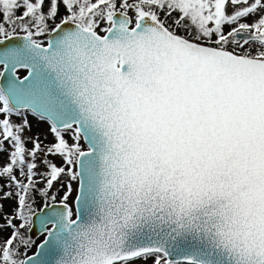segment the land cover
Returning <instances> with one entry per match:
<instances>
[{"label":"snow or ice","instance_id":"1","mask_svg":"<svg viewBox=\"0 0 264 264\" xmlns=\"http://www.w3.org/2000/svg\"><path fill=\"white\" fill-rule=\"evenodd\" d=\"M0 65V264H264V0H0Z\"/></svg>","mask_w":264,"mask_h":264},{"label":"rangeland","instance_id":"2","mask_svg":"<svg viewBox=\"0 0 264 264\" xmlns=\"http://www.w3.org/2000/svg\"><path fill=\"white\" fill-rule=\"evenodd\" d=\"M24 73H25V70L16 71V75L18 77H21L22 75H24ZM29 119H30L31 124H32V130L30 132L25 131L24 136L27 138V137H31V136H35V135L39 134L40 139L44 142V144H49L53 138H52L51 134L48 132V124L47 123L38 124L36 119L32 118L31 116L29 117ZM13 120L15 121L16 118L13 117ZM65 135H66V139H69V143H71L72 141L70 139V134L66 133ZM81 144L84 145L82 141H81ZM27 147L29 149L32 147L31 142L27 143ZM0 157H4L5 161L7 162V155L6 154L0 155ZM42 157H43V153L38 154V156H37V163L38 164H40V160ZM48 159L52 160L53 163H56L58 165L61 163V159L58 156L57 157H48ZM43 170H44V166H43V164H40V167L37 169V171L39 172V171H43ZM2 182H5V181H2ZM0 184H1V181H0ZM56 187H59V184H57ZM4 190L5 191H8V190L14 191V189H4ZM53 190H55V189H53ZM3 205H5V210H8V212L7 211L6 212L11 213L12 209L14 208V205H15V197H13L11 200L3 201ZM36 206H38V209L41 207V202L39 199H37ZM0 223H3L2 219H0ZM8 234H9V230H5L4 235L7 236ZM41 238H42V236H38L37 242H39V240ZM34 249H35V247L32 249V251H34Z\"/></svg>","mask_w":264,"mask_h":264},{"label":"water","instance_id":"3","mask_svg":"<svg viewBox=\"0 0 264 264\" xmlns=\"http://www.w3.org/2000/svg\"><path fill=\"white\" fill-rule=\"evenodd\" d=\"M1 71H3L4 69H3V66L1 65ZM19 70H25V73H24V75H22L21 77H19L20 79H23V77L25 76V75H27V70L26 69H22V68H20V69H17V71H19ZM17 76V75H16ZM18 77V76H17ZM8 79V75L6 74V76L3 78V80H0V83H2V82H5L6 80ZM82 142H83V144H84V146H85V148H86V143L83 141V140H81ZM38 210V217L40 216V215H42V214H40L39 213V209H37ZM35 224H36V228H34L33 229V231H32V236L34 237V238H37L38 239V236H39V232H38V230L40 229V221H39V218H36L35 219ZM43 239V237L41 238V240ZM40 240V241H41ZM39 241V242H40ZM38 242V243H39ZM34 251H35V249H34ZM33 251V252H34Z\"/></svg>","mask_w":264,"mask_h":264},{"label":"trees","instance_id":"4","mask_svg":"<svg viewBox=\"0 0 264 264\" xmlns=\"http://www.w3.org/2000/svg\"><path fill=\"white\" fill-rule=\"evenodd\" d=\"M61 12H63V8L61 7ZM22 72V71H21ZM6 163V161H5V159H4V157H0V165H3V164H5ZM1 181V184H3L4 182H2V181H4V180H0ZM3 201H5V200H3ZM3 201H0V203H3ZM15 206V205H14ZM36 208L38 209V206H36ZM13 210V209H12ZM3 211H4V213H7L8 212V210H5V205H4V209H3ZM7 211V212H6ZM10 214V213H9ZM0 215H2V214H0ZM16 223H19L18 221L16 222ZM9 232H10V229H9ZM30 254V253H29Z\"/></svg>","mask_w":264,"mask_h":264},{"label":"flooded vegetation","instance_id":"5","mask_svg":"<svg viewBox=\"0 0 264 264\" xmlns=\"http://www.w3.org/2000/svg\"><path fill=\"white\" fill-rule=\"evenodd\" d=\"M1 68H2V67H1V65H0V71H1Z\"/></svg>","mask_w":264,"mask_h":264}]
</instances>
